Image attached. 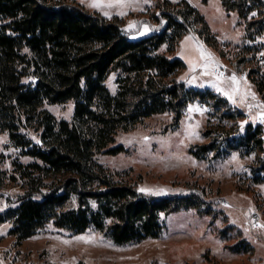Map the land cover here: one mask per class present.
Segmentation results:
<instances>
[{
	"label": "trees",
	"instance_id": "1",
	"mask_svg": "<svg viewBox=\"0 0 264 264\" xmlns=\"http://www.w3.org/2000/svg\"><path fill=\"white\" fill-rule=\"evenodd\" d=\"M222 2L244 16L253 10L264 13V0ZM156 17L166 18L161 30L132 37L118 17L106 18L75 2L0 0V131H8L23 154L37 159L17 163L27 189L15 206L0 212V223L12 221L18 241L53 222L74 233L96 228L118 244L140 242L160 236L162 215L206 208L196 195L141 192L116 180L96 160L100 153L124 151L122 144L114 145L117 133L152 115L174 112L179 118L195 101L216 108L227 104L215 92L187 88L177 78L184 61L160 52L165 43L173 52L191 24L202 20L196 9L185 3ZM205 32L206 27L199 31ZM262 33L264 21L257 35ZM112 72H117L115 93L105 84ZM25 77L34 80L25 82ZM70 100L75 103L72 121H57L41 108L45 101ZM27 127L41 130L39 143L22 131ZM261 133V124H250L242 144L254 142L264 149ZM215 144L201 146L195 156L218 151ZM3 179L0 169V183Z\"/></svg>",
	"mask_w": 264,
	"mask_h": 264
},
{
	"label": "rangeland",
	"instance_id": "2",
	"mask_svg": "<svg viewBox=\"0 0 264 264\" xmlns=\"http://www.w3.org/2000/svg\"><path fill=\"white\" fill-rule=\"evenodd\" d=\"M65 1L109 19L118 17L132 37L161 30L166 18L156 16L183 8L185 3L202 17L191 24L173 52L167 51V43L160 52L184 61L186 68L177 78L187 88L215 92L226 99V106L216 108L195 101L181 110L179 118L174 112L152 115L129 131L117 133L114 145L122 144L124 151L100 153L96 160L115 173L116 180L139 191L151 189L141 192L196 195L206 208L162 215L164 227L159 237L128 244H118L96 228L74 233L53 222L18 241L11 233L12 221H5L0 223V264H264V228L256 226L264 223V182L256 179L264 177V149L254 142L247 147L242 144L250 124L253 128L262 125L264 139V33L257 35L264 13L253 10L244 16L236 8L228 10L222 0H124L123 7L109 6L108 0H102V7H92L91 0ZM204 27L203 36L199 31ZM201 49L212 55L201 56ZM205 62L209 67L202 66ZM220 73L225 78L235 73L238 78L236 103L217 91L216 84L226 87L228 83L216 79ZM116 79L117 72H112L105 81L112 93L117 90ZM74 106L72 100L45 101L41 108L57 121H72ZM197 106L205 110L196 111ZM22 131L34 143L40 142L41 130L27 127ZM214 141L218 151L195 156L201 146ZM34 161L37 159L13 144L8 131H0V169L4 172L0 212L15 206L27 189L17 163Z\"/></svg>",
	"mask_w": 264,
	"mask_h": 264
},
{
	"label": "snow or ice",
	"instance_id": "3",
	"mask_svg": "<svg viewBox=\"0 0 264 264\" xmlns=\"http://www.w3.org/2000/svg\"><path fill=\"white\" fill-rule=\"evenodd\" d=\"M108 4H109V6H112V4H116V5L123 7L124 6V0H108ZM91 6L92 7H102V0H91ZM120 14L123 15L124 13L121 12ZM105 15H109V13L105 12ZM262 54H264V53H262ZM200 55L201 56H211L212 54L211 53H205L203 51V49H201ZM202 66L207 68V67H209V64L207 62H205ZM213 66H215V62H213ZM210 74H215V73H210ZM216 79L218 81L222 80V79L228 81L226 87H221L220 84H216L215 85L216 89H217V91L222 92L230 100H232L233 103H236L237 101L235 100V94L237 92H239V82H238V78L236 77L235 73H233L231 75V77H227V78L223 77V74H217ZM189 82L190 83L194 82V79H193V81H189ZM251 95L253 97H255V93H251ZM248 107H249V109H251L252 105H248ZM261 107H264V102H261ZM190 110H191V106H190ZM195 110L203 112L205 109L197 106ZM261 116H264V112H261ZM244 123H245V121H242L241 125H243ZM233 158L234 159L236 158L235 154H233ZM141 191H151V189L142 188ZM256 226L259 228H264V223H258ZM81 238L87 239L86 237H81Z\"/></svg>",
	"mask_w": 264,
	"mask_h": 264
},
{
	"label": "built area",
	"instance_id": "4",
	"mask_svg": "<svg viewBox=\"0 0 264 264\" xmlns=\"http://www.w3.org/2000/svg\"><path fill=\"white\" fill-rule=\"evenodd\" d=\"M261 60H263V57H261ZM224 74V73H223Z\"/></svg>",
	"mask_w": 264,
	"mask_h": 264
},
{
	"label": "bare ground",
	"instance_id": "5",
	"mask_svg": "<svg viewBox=\"0 0 264 264\" xmlns=\"http://www.w3.org/2000/svg\"><path fill=\"white\" fill-rule=\"evenodd\" d=\"M220 74H222V73H220Z\"/></svg>",
	"mask_w": 264,
	"mask_h": 264
}]
</instances>
